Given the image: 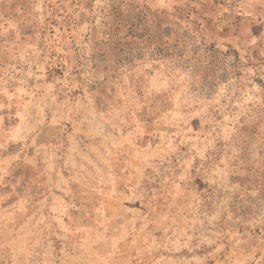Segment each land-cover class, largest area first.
I'll return each instance as SVG.
<instances>
[{"label":"rangeland","instance_id":"rangeland-1","mask_svg":"<svg viewBox=\"0 0 264 264\" xmlns=\"http://www.w3.org/2000/svg\"><path fill=\"white\" fill-rule=\"evenodd\" d=\"M0 264H264V0H0Z\"/></svg>","mask_w":264,"mask_h":264}]
</instances>
